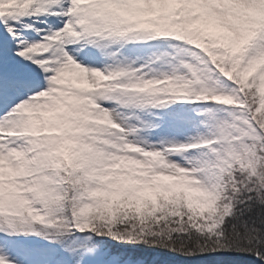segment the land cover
I'll use <instances>...</instances> for the list:
<instances>
[{"label": "snow or ice", "instance_id": "obj_1", "mask_svg": "<svg viewBox=\"0 0 264 264\" xmlns=\"http://www.w3.org/2000/svg\"><path fill=\"white\" fill-rule=\"evenodd\" d=\"M0 264H264V0H0Z\"/></svg>", "mask_w": 264, "mask_h": 264}]
</instances>
